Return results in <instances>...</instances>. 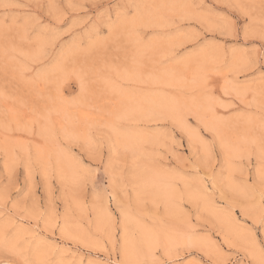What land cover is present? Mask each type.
I'll return each instance as SVG.
<instances>
[{
  "label": "rangeland",
  "instance_id": "obj_1",
  "mask_svg": "<svg viewBox=\"0 0 264 264\" xmlns=\"http://www.w3.org/2000/svg\"><path fill=\"white\" fill-rule=\"evenodd\" d=\"M113 258L264 264V0H0V264Z\"/></svg>",
  "mask_w": 264,
  "mask_h": 264
},
{
  "label": "bare ground",
  "instance_id": "obj_2",
  "mask_svg": "<svg viewBox=\"0 0 264 264\" xmlns=\"http://www.w3.org/2000/svg\"><path fill=\"white\" fill-rule=\"evenodd\" d=\"M152 104L154 105H150V106H148V107H155L156 105H157V103H156V101H153L152 102ZM59 155H57V157H58ZM147 181V180H146ZM162 182H164V181H162L161 180V178H158V175L157 174H154V175H152L150 178H149V180H148V185L149 186H152V187H154L155 189H159V188H162V189H164V190H166L167 188H166V186H165V184H163ZM164 190H163V192H164ZM173 195V194H172ZM107 212H109V211H107ZM103 213H105V212H103ZM105 214H107V213H105ZM111 216V215H110ZM109 216V217H110ZM108 217V216H107ZM111 220V219H110ZM65 231V229L63 230V232ZM20 232V231H19ZM22 232H23V230H22ZM67 232V231H66ZM71 232V231H70ZM18 234V233H17ZM148 233H146V235H147ZM150 234V233H149ZM145 235V234H144ZM148 237L147 238H149V237H151L150 235H147ZM154 237V236H153ZM156 239H157V237H156ZM155 239V240H156ZM122 245H121V253H122V255H123V257H125L126 259H128V258H132V251H133V248H132V244L129 242L130 240H128V238H127V236H126V233H125V230H124V227H122ZM149 240V239H148ZM147 240V241H148ZM152 240V239H151ZM150 242V241H149ZM141 243V242H140ZM147 243V242H146ZM153 243H156V241L155 242H153ZM139 245V244H138ZM148 245V244H147ZM145 246V249H146V247H148V246ZM149 245H151V244H149ZM135 246H136V244H135ZM152 246V245H151ZM150 247V246H149ZM148 247V248H149ZM153 247H154V245H153ZM137 248V247H136ZM148 248H147V250H148ZM142 250V249H141ZM146 251V250H145ZM136 258H137V256H136ZM40 259V258H39ZM113 262L114 263H117V264H123L122 262H118L115 258H113Z\"/></svg>",
  "mask_w": 264,
  "mask_h": 264
}]
</instances>
